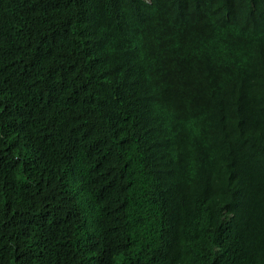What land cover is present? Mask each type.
Instances as JSON below:
<instances>
[{
  "label": "trees",
  "instance_id": "obj_1",
  "mask_svg": "<svg viewBox=\"0 0 264 264\" xmlns=\"http://www.w3.org/2000/svg\"><path fill=\"white\" fill-rule=\"evenodd\" d=\"M0 264H264V0H0Z\"/></svg>",
  "mask_w": 264,
  "mask_h": 264
}]
</instances>
